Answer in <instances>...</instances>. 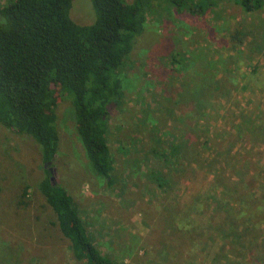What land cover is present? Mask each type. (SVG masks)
I'll list each match as a JSON object with an SVG mask.
<instances>
[{
	"label": "rangeland",
	"instance_id": "1",
	"mask_svg": "<svg viewBox=\"0 0 264 264\" xmlns=\"http://www.w3.org/2000/svg\"><path fill=\"white\" fill-rule=\"evenodd\" d=\"M141 8L124 96L109 108L112 185L96 174L66 96L56 108L59 152L47 165L32 136L0 124V264H83L40 189L46 170L116 264H171L161 251L177 245L165 235L184 226L205 245V264H264V0L252 11L236 0ZM71 16L94 23L93 0H73Z\"/></svg>",
	"mask_w": 264,
	"mask_h": 264
},
{
	"label": "trees",
	"instance_id": "2",
	"mask_svg": "<svg viewBox=\"0 0 264 264\" xmlns=\"http://www.w3.org/2000/svg\"><path fill=\"white\" fill-rule=\"evenodd\" d=\"M236 1L247 11L263 3ZM143 2L93 0L97 18L92 24L72 18L73 0H9L0 9V124L32 136L43 149L45 163L53 162L59 152L56 108L66 96L75 108L77 130L95 173L109 185L115 182V159L107 137L109 108L124 96L122 68L145 24ZM46 171L40 189L56 212V224L70 240L74 259L116 264L90 238L74 197ZM172 209L176 210L171 206L169 214L178 216ZM240 214L248 215L247 209ZM171 223L176 227L174 220ZM188 230L174 228L165 235L177 245H170L173 252L167 247L161 251L171 264L177 263L176 257L179 262L205 264V245L188 237ZM210 235L203 236L206 243ZM175 238L178 241H172Z\"/></svg>",
	"mask_w": 264,
	"mask_h": 264
},
{
	"label": "water",
	"instance_id": "3",
	"mask_svg": "<svg viewBox=\"0 0 264 264\" xmlns=\"http://www.w3.org/2000/svg\"><path fill=\"white\" fill-rule=\"evenodd\" d=\"M48 163H50V162H48ZM46 165H47V163H46ZM52 178V180H53V182H54V177H51Z\"/></svg>",
	"mask_w": 264,
	"mask_h": 264
}]
</instances>
